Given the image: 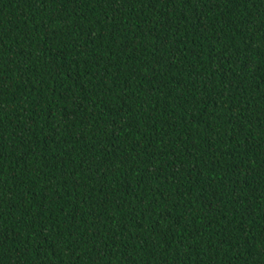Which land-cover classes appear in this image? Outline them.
<instances>
[{"label":"trees","instance_id":"1","mask_svg":"<svg viewBox=\"0 0 264 264\" xmlns=\"http://www.w3.org/2000/svg\"><path fill=\"white\" fill-rule=\"evenodd\" d=\"M0 264H264V0H0Z\"/></svg>","mask_w":264,"mask_h":264}]
</instances>
